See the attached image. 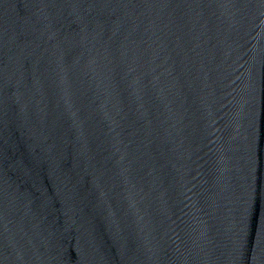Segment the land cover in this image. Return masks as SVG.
<instances>
[{
  "label": "water",
  "instance_id": "obj_1",
  "mask_svg": "<svg viewBox=\"0 0 264 264\" xmlns=\"http://www.w3.org/2000/svg\"><path fill=\"white\" fill-rule=\"evenodd\" d=\"M0 264H264V0H0Z\"/></svg>",
  "mask_w": 264,
  "mask_h": 264
}]
</instances>
